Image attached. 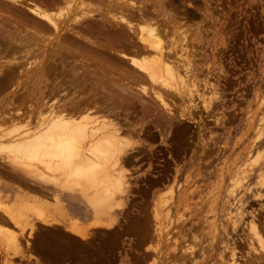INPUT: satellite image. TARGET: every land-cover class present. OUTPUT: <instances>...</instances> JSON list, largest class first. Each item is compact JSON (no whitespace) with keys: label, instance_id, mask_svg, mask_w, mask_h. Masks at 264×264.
Here are the masks:
<instances>
[{"label":"rangeland","instance_id":"obj_1","mask_svg":"<svg viewBox=\"0 0 264 264\" xmlns=\"http://www.w3.org/2000/svg\"><path fill=\"white\" fill-rule=\"evenodd\" d=\"M133 1L144 6L160 28L164 21L170 22L166 24L168 27L164 25L167 40H176L179 48L185 44L194 82L199 92L206 95L205 100L193 101L192 121L176 123L166 141H161L152 128V136L144 134L148 139L141 131L140 138L134 139L139 143L130 140L132 147L146 148L139 155L141 161L136 169L127 177L128 184L133 190L137 187V192L130 190L110 198L111 206L105 208L101 219L106 224L111 222L112 228L90 231L87 246L78 239L72 244V238L63 231L69 221L77 219L73 210H80L79 205L84 208L85 199L80 198L77 187L56 190L27 178L0 157V170H4L0 171L1 200L10 204L30 195L37 197L39 203L44 202L46 224L34 217L27 219L35 229L30 231L31 235L28 228L23 231L24 238L32 242L31 248L28 245L29 252L27 248L23 254H29L31 258L26 255V260L30 264H188V259L182 260L184 263L179 259L188 253L192 256L189 264H222L230 253L236 255L237 264H264V254L256 252L257 255L250 246H255L256 241L247 224L251 215L255 217L264 238V197L256 198L257 179L264 175V132L257 139L258 129H264V0ZM84 3L90 8L101 7L94 0ZM182 35L186 41H181ZM28 61L35 63L33 57L23 60V69L29 68ZM32 77L8 81L10 86L0 82L1 132L15 124L21 125V131L24 122L30 123V119L25 121V114L33 116L47 90L50 94L47 99H53V95L59 98L63 91L68 94L64 89L61 94L51 95L47 87L50 81H33ZM146 97L143 99L147 100ZM178 102L176 99L175 103ZM174 109L177 110V105ZM18 111L21 115L15 122L4 118V115L15 117ZM44 186L53 191H42ZM155 212L159 217H155ZM5 224L14 231L17 229L11 223ZM141 230L147 232L145 236ZM11 260L14 264L28 263L16 256Z\"/></svg>","mask_w":264,"mask_h":264},{"label":"bare ground","instance_id":"obj_2","mask_svg":"<svg viewBox=\"0 0 264 264\" xmlns=\"http://www.w3.org/2000/svg\"><path fill=\"white\" fill-rule=\"evenodd\" d=\"M94 1L101 7L90 8L84 0H0V82L7 85L8 81H24L33 76V81H50L47 87L51 95L61 94L64 89L69 95L63 91L62 101L55 95L47 99L50 95L47 90L33 116L24 113L25 121L30 119V123L24 122L21 131V125L17 124L0 131V157L27 178L56 190L77 187L80 198L85 199L84 208L79 205L80 210H73L77 219L69 221L63 230L72 238V244L75 239L85 244L91 232H98L96 229L112 228L110 221L106 224L101 219L105 208L111 206L110 198L137 189H132L127 177L136 169L141 161L139 155L146 148L132 147L130 140L139 139L141 131L149 136L152 128L161 141H166L176 123L193 119L190 117L193 101L204 102L206 97L194 82L185 44L179 48L176 40H167L166 24L170 22L165 24L163 19L167 27L161 24L160 28L157 21L151 20L153 15L133 0ZM183 37L181 41H186ZM37 56L40 60L35 59ZM30 57L38 62L32 65L28 61L29 68L26 65L23 69V60ZM209 83L210 87L212 83ZM145 96L149 100L143 99ZM176 99L180 104L175 103ZM18 115H21L19 111L15 117L4 115V118L15 122ZM263 132L260 127L257 139L262 138ZM137 139L135 144L139 143ZM257 183L260 192L256 198L260 200L264 197V175ZM170 190L172 193V186ZM43 203L30 195L10 204L0 198V264H14L13 256L31 258L28 253L23 254L28 245L32 246L23 231L28 228L31 235L30 231L35 229L27 220L30 217L46 224ZM251 217L247 224L256 245L250 246L263 256L264 238L255 217ZM5 223H11L16 232ZM141 231L145 236L147 232ZM22 239L25 244L21 243ZM185 255L179 259L190 263L192 256ZM257 255L259 259L261 256ZM234 256L230 253L226 259L222 258V264H237Z\"/></svg>","mask_w":264,"mask_h":264},{"label":"crops","instance_id":"obj_3","mask_svg":"<svg viewBox=\"0 0 264 264\" xmlns=\"http://www.w3.org/2000/svg\"><path fill=\"white\" fill-rule=\"evenodd\" d=\"M47 189H48L49 191L51 190V189L48 188L47 186H44L41 190L44 191V192H46ZM51 191H53V190H51Z\"/></svg>","mask_w":264,"mask_h":264}]
</instances>
